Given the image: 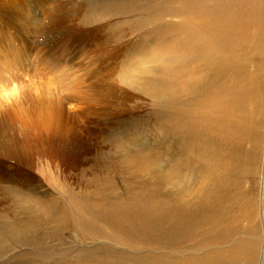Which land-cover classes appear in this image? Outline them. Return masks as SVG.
I'll return each instance as SVG.
<instances>
[{"label": "rangeland", "instance_id": "374dc122", "mask_svg": "<svg viewBox=\"0 0 264 264\" xmlns=\"http://www.w3.org/2000/svg\"><path fill=\"white\" fill-rule=\"evenodd\" d=\"M227 1L0 0V139L33 147L18 169L39 182L17 193L0 181V264H190L202 253L226 264L245 243L257 256L238 264H264V121L248 175L211 106L224 74L209 56L196 62L188 31L194 12L219 15ZM59 140L75 158L37 153ZM249 202L253 221L240 217Z\"/></svg>", "mask_w": 264, "mask_h": 264}, {"label": "bare ground", "instance_id": "6f19581e", "mask_svg": "<svg viewBox=\"0 0 264 264\" xmlns=\"http://www.w3.org/2000/svg\"><path fill=\"white\" fill-rule=\"evenodd\" d=\"M234 1L235 0H228L221 7H219L221 9V14L219 13V15H211L210 17H206L205 15L198 14V13L194 12V14L192 15V18L194 19V23L192 24L193 27L191 26V28H189L188 31L191 32V34H192L191 36L193 38V43L195 44V50H194L193 54H194V58H195L196 62L200 63V61L205 59L206 56H209L212 60V62H211L212 65H215V64L219 65V69H217V70L220 71V73L223 72V74H224L222 76L223 81H222V85H221L222 86L221 93L223 92L224 96L222 98H221V96L218 97V91H216V93L210 99L211 106L215 107V108H220L221 112L223 114V117L224 116L226 117V120H224V122H223V118L221 119L220 122H223V123L222 124L220 123L221 128L219 130L222 133V135L225 136L224 141L227 142L226 145L231 146L229 148H231L232 151H236V152L238 151L239 152L238 155L236 156V159H232L234 166H235V164H240L242 167H244V165H245V168H247V172L249 175V173L251 171L253 172V174H255L253 167H254L255 163L257 162L256 160L258 158V154L260 153L261 145H262V136H261L262 133H260L261 132L260 131V129H261L260 123H262L264 121V63L256 64L253 70L249 69L248 67H249V63L252 61L253 57H263L264 56V0H240V1L237 0V1H235L236 3H234ZM221 4H219V5H221ZM194 10H198L196 5H195ZM70 29H68V30L71 32ZM201 29L204 30L205 34H202V32H200ZM69 31H67V32L69 33ZM88 31L87 32L85 31V33L90 32V31L89 32ZM67 32H65V33H67ZM79 32H80V30L78 31V33ZM81 34H82V32H81ZM92 34L94 35V33H92ZM70 35H72V32ZM75 35H74V37H75ZM77 35L79 36V34H77ZM79 37H81V36H79ZM82 37H84V36H82ZM67 39H65V40L67 41ZM70 39H74V38H70ZM93 39L94 38H92V41H93ZM80 41H81V39H80ZM49 42H48V44H49ZM60 42H64V41H60ZM82 48H80V49H82ZM215 50H219V53L218 52L214 53ZM96 51H97V53L99 52L98 50H96ZM96 51H93V52H96ZM218 54L222 55L223 59H213L214 56H216ZM206 62L209 64L208 60H206ZM255 69L259 72H261L260 71V69H261L262 73L261 74L256 73ZM16 106L17 105H15V107ZM17 107H18V109H20L19 106H17ZM3 114H5V113H2V115ZM0 116H1V114H0ZM21 119H20V121L22 122ZM13 121H14V119H13ZM20 121L17 120L16 123H19ZM10 123H13V122H10ZM3 131H4V129H3ZM5 131H7V128L5 129ZM1 133H5L4 137L6 138V132H2V124H0V136H2ZM7 136H8V133H7ZM12 139L15 140L16 138H11V141L9 139L5 140V141H2L0 139V141L3 142L2 144L0 143V179H2L0 181H5V179H6V181L10 182V187L12 189H14L17 193H20V192H22V188H24L23 184H25V188L26 187L31 188V187H36V185L39 182L35 181V178H33V177H29L26 175L23 176V174H21L22 171L18 169V167L21 168V166H20L21 164H24L28 167L31 166V162H32L33 158L30 157L28 154H26V151L32 149L33 147L23 146V144H21V137L17 138L15 141H12ZM242 141H247V143H250L249 146L245 147L242 144ZM39 143H40V141H39ZM58 147L61 149V152L63 153V155L66 158L69 159V158H71V156L75 158L76 154H75V152L72 151L73 148L70 150L71 146L62 140H59L58 142L57 141H51V142H48L46 145L41 144L40 146L36 147V151L40 156L54 157L58 161V160H61V158H62L60 155L61 152H60ZM260 155H261V153H260ZM70 160H72V159H70ZM234 166L232 164V168ZM237 167H235V168H237ZM237 169L235 171H238ZM239 171H241V170H239ZM2 172H4V173H2ZM236 173H238V172H236ZM19 175L22 176L21 177L22 180L17 181L16 177ZM262 183H264V182H262ZM2 188L3 187H0V191ZM7 191L9 193V191H10L9 187H8ZM1 203H2V197H0V204ZM245 205H247V207L245 209L243 208V210H242L243 216L241 215L240 217L245 216L247 221L248 220L253 221L255 214H254V216L251 217L250 211L254 212V210H252L254 208V206L252 205V202L246 203ZM198 208H200V206H198L197 209ZM199 210L200 209H198V211ZM214 210H216V212L218 213L217 215L222 213V209L219 207L214 209ZM203 212H205V211H203ZM187 218H189V217H187ZM131 219H135V218L132 216ZM151 221L152 220L146 214L143 217L140 216V218L135 220V222H140L141 224H143L142 222H144V225L148 224ZM238 221L240 222V218L238 220H234V224H233L234 228L240 224V223L238 225L236 224ZM186 222H188V221H186ZM175 223L177 224L175 227L176 241H177V240H179L178 235L183 238V225H182L183 222L182 221H176ZM248 228H249V226H248ZM194 231H195V229H194ZM200 231L201 230H199L198 232H200ZM213 231H214V229H213ZM191 232H192V230H191ZM223 233H225V232H223ZM210 234H212V233H210ZM196 235H198V233ZM170 239L173 240L171 237H170ZM206 240L204 239L203 241L205 242ZM181 241H183V240H181ZM194 243H196V241ZM254 243H256V242H254ZM195 245H194V248H195ZM197 245H199V244H197ZM242 245L243 244H241V246ZM258 245H256V246H258ZM188 247H189V245H188ZM245 247H246V249H245ZM255 249H256L255 246H254V249H252V246L249 247L248 243H245L243 248H240L238 246L232 247V252L229 254H225V257H226L225 263L226 264H238V263H240L239 262L240 259L252 262L255 259V257L257 256V250L255 251ZM193 251H194V249H193ZM258 252H259V250H258ZM202 254H200L198 259H195V260L191 259L192 261L190 264H212L211 262H213V261L210 259V256H208L205 253H202ZM225 257H223V258H225ZM261 257L262 258L264 257V249L262 251ZM120 258L123 260L125 259L124 257H120ZM247 263H249V262H247Z\"/></svg>", "mask_w": 264, "mask_h": 264}]
</instances>
